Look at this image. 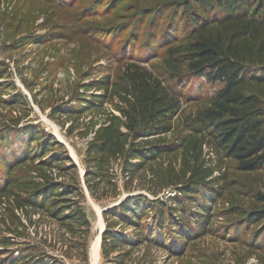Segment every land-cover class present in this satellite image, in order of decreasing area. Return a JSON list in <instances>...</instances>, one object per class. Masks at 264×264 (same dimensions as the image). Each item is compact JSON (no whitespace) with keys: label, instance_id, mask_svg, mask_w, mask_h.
<instances>
[{"label":"rangeland","instance_id":"1","mask_svg":"<svg viewBox=\"0 0 264 264\" xmlns=\"http://www.w3.org/2000/svg\"><path fill=\"white\" fill-rule=\"evenodd\" d=\"M185 4L189 5V0H0V129L6 134L30 125L56 139L59 144L51 147L50 155L66 154L76 170H68L63 177L59 170L44 172L36 161L22 165L21 173L38 181L46 176L79 183L84 197L72 199L79 202L90 221L88 230L79 223L56 220L47 212H24L4 199L0 201V264L12 261H4L7 257L21 255L24 261L37 255L38 261L49 264H106L101 248L97 259L92 253L101 230L97 228V208L101 214L128 196L140 195L150 199L173 197L169 203L174 207H179L176 201H190L193 210L205 203L209 206L210 215L205 217L209 224L204 231L192 224L191 234L176 240L175 252L150 242L122 247L130 255L124 264H264V222L251 225L246 220L252 211L263 209L258 195L264 196V168L244 172L211 140L193 135L190 129L196 115L222 85L196 80L186 67H170L168 59L179 42L160 46L159 38L167 26L174 27L173 38L185 35ZM134 8H146V17L136 28L133 24L119 28L124 21L128 23ZM159 8L162 13L151 21L149 17ZM132 30L140 36L116 54L120 45L131 42ZM102 33L106 36L94 38ZM131 63L147 68L169 89L181 92L173 130L161 141L181 147L147 166L134 180L122 170L123 161H114L111 172L119 195L110 198L111 190L101 188L97 192L100 199H96L83 176L86 149L113 115L122 118L110 102L102 110L82 112L81 99L102 94L84 86L107 75L117 81ZM117 127L127 132L123 121ZM20 141H14L8 151L19 149ZM193 146L197 153L190 151ZM194 166H202L209 176L204 184L187 187L190 191L184 196L189 177L183 178L184 171ZM156 172L162 177L158 184L152 182ZM111 224L127 238L135 235L134 228H125L118 219H112ZM5 240L11 243L7 247Z\"/></svg>","mask_w":264,"mask_h":264},{"label":"trees","instance_id":"2","mask_svg":"<svg viewBox=\"0 0 264 264\" xmlns=\"http://www.w3.org/2000/svg\"><path fill=\"white\" fill-rule=\"evenodd\" d=\"M146 10L134 8L131 19L121 23L119 28L132 24L136 28L146 17ZM162 10L156 9L149 19L153 21L159 17ZM182 13L185 35L173 38L174 27L167 26L159 38L160 46L168 42L180 43L172 49L167 64L174 69L186 67L196 80L206 79L211 84L222 85L210 98L208 106L196 115L190 130L196 138L211 140L226 156L235 159L240 170L251 173L263 169L264 0H189ZM104 36L102 33L94 38ZM139 36L132 30L131 42L120 45L116 54ZM84 87L102 94H93L90 100L81 99L84 103L82 112L102 110L105 103L110 102L118 108L123 119L113 115L108 125L97 130L86 149L84 180L87 188L96 199H100L97 192L101 188L111 190L110 198L114 199L119 195L111 172L114 161H123L122 170L134 180L147 166L181 147L180 144L161 143L162 138L173 130V121L181 108L178 97L181 92L169 89L152 71L137 63H131L117 81L107 75ZM115 99H118L117 104ZM120 103L122 105L118 106ZM121 121L127 132L117 127ZM17 140H21L20 148L8 151ZM58 144L51 134L30 125L12 133L1 131L0 201L8 199L24 212H47L56 220L79 223L89 230L90 221L84 209L72 199L84 197L79 183L56 181L46 176H41L43 180L38 181L21 173L22 165L36 161L44 172L59 170L63 177H67L68 170H76L66 154L50 155L51 147ZM190 151L197 153L195 146ZM208 176L202 166L184 171L183 178H188L183 195H187L191 186L204 184ZM161 178L156 172L152 182L158 184ZM258 198L263 209L246 216L251 225L264 222V196L260 194ZM172 200L173 197L128 196L119 205L106 209L103 215L107 225L101 243L106 264H124L130 255L122 247L134 248L150 242L175 252L176 240L187 238L192 224L204 231L209 224L205 219L210 215L207 204L193 210L190 201L187 204L175 199L179 207H174L169 203ZM114 218L125 228H134L135 235L127 238L122 232L114 231L111 224ZM3 244L7 247L11 243L5 240ZM21 256L7 257L4 261L12 258L9 264H49L38 261L37 255L29 256L27 261Z\"/></svg>","mask_w":264,"mask_h":264},{"label":"bare ground","instance_id":"3","mask_svg":"<svg viewBox=\"0 0 264 264\" xmlns=\"http://www.w3.org/2000/svg\"><path fill=\"white\" fill-rule=\"evenodd\" d=\"M97 214H98V217H99V223H100V227H101V230L104 228V221L101 217L102 214H100V209L97 208ZM100 235H97L96 237V240L94 242V246H93V256H94V259H97L98 255H99V248H100Z\"/></svg>","mask_w":264,"mask_h":264},{"label":"water","instance_id":"4","mask_svg":"<svg viewBox=\"0 0 264 264\" xmlns=\"http://www.w3.org/2000/svg\"><path fill=\"white\" fill-rule=\"evenodd\" d=\"M83 176H84V174H83ZM115 206V205H114ZM108 208H110V207H107V208H105V209H103L102 211H101V214L103 213V211H105L106 209H108ZM99 227H100V223L97 221V228L99 229ZM105 229H106V226H104V228L102 229V230H99V233H100V248H101V243H102V234H103V232L105 231ZM90 250H91V247H90Z\"/></svg>","mask_w":264,"mask_h":264}]
</instances>
